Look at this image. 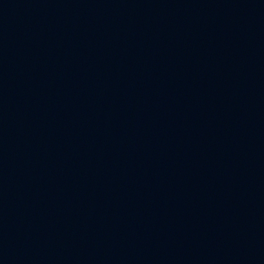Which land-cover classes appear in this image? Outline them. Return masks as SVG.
Returning a JSON list of instances; mask_svg holds the SVG:
<instances>
[{
	"label": "water",
	"instance_id": "1",
	"mask_svg": "<svg viewBox=\"0 0 264 264\" xmlns=\"http://www.w3.org/2000/svg\"><path fill=\"white\" fill-rule=\"evenodd\" d=\"M0 264H264V0H0Z\"/></svg>",
	"mask_w": 264,
	"mask_h": 264
}]
</instances>
